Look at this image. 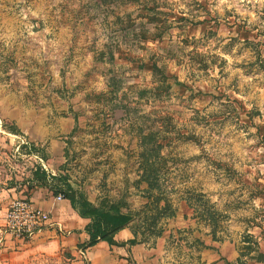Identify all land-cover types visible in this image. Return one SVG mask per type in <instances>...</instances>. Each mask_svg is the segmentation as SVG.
Wrapping results in <instances>:
<instances>
[{
	"label": "rangeland",
	"instance_id": "rangeland-1",
	"mask_svg": "<svg viewBox=\"0 0 264 264\" xmlns=\"http://www.w3.org/2000/svg\"><path fill=\"white\" fill-rule=\"evenodd\" d=\"M31 186L130 212V264H262L264 0H0V264H85L17 255Z\"/></svg>",
	"mask_w": 264,
	"mask_h": 264
},
{
	"label": "crops",
	"instance_id": "crops-1",
	"mask_svg": "<svg viewBox=\"0 0 264 264\" xmlns=\"http://www.w3.org/2000/svg\"><path fill=\"white\" fill-rule=\"evenodd\" d=\"M58 194V193H57ZM54 193L44 187H33L19 198H26L32 204L46 212L50 225L28 240H17L19 243L17 255L22 259L36 256L55 257L67 254L74 261L83 260L85 264H130L135 260L136 248L129 247L127 242L132 239L131 232L124 229L118 232L114 241L117 245L109 246L99 242L82 253L81 246L89 240L86 233L88 220L74 211L65 199L57 200ZM259 253L263 257L264 241L259 242Z\"/></svg>",
	"mask_w": 264,
	"mask_h": 264
},
{
	"label": "trees",
	"instance_id": "trees-1",
	"mask_svg": "<svg viewBox=\"0 0 264 264\" xmlns=\"http://www.w3.org/2000/svg\"><path fill=\"white\" fill-rule=\"evenodd\" d=\"M35 178L37 180H43L45 178L41 169L36 168ZM55 193L56 192H54V194ZM59 193L61 192L59 191ZM77 198L78 197L70 192L63 196V199L69 202L74 211H77L82 218L88 220V225L85 230L89 236V240L82 244L81 248L88 249L99 242H105L109 246L117 245L114 241V237L118 232L130 227L133 220L132 214L130 212H121L116 208L111 211H99L94 207L91 208L86 202L77 204V200H80V198ZM82 209H85V212H80ZM128 243L131 245L134 241L131 240Z\"/></svg>",
	"mask_w": 264,
	"mask_h": 264
},
{
	"label": "built area",
	"instance_id": "built-area-1",
	"mask_svg": "<svg viewBox=\"0 0 264 264\" xmlns=\"http://www.w3.org/2000/svg\"><path fill=\"white\" fill-rule=\"evenodd\" d=\"M42 170L47 171L41 164ZM57 200L63 199L57 196ZM50 225L49 215L26 198L14 199L5 216L6 231L17 240H28Z\"/></svg>",
	"mask_w": 264,
	"mask_h": 264
}]
</instances>
